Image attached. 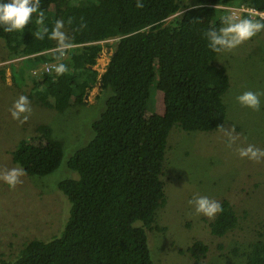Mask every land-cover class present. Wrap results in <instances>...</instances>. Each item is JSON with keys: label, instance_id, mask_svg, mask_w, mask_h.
<instances>
[{"label": "trees", "instance_id": "trees-1", "mask_svg": "<svg viewBox=\"0 0 264 264\" xmlns=\"http://www.w3.org/2000/svg\"><path fill=\"white\" fill-rule=\"evenodd\" d=\"M142 3L137 8L136 0H40L49 30L56 20L64 21L73 47L63 56L55 40L36 37L41 26L34 22L23 31L0 28L10 58H30L26 68L34 63L67 66L62 75L43 71L34 79L30 98L41 107L65 112L84 104L97 84L109 94L92 124L90 141L69 161L76 177L58 183L71 205L61 234L48 241L31 240L14 259L0 264H155L148 232L159 230L154 224L168 203L164 173L170 133L175 127L215 132L227 119L231 75L220 63L224 51H212L203 33L222 26L231 8L264 12V0ZM112 39L114 51L101 74L96 65L103 43ZM1 74L4 79L3 70ZM158 93L162 111L151 109ZM37 132L45 143L23 139L12 157L29 176L45 178L61 166L64 145L49 125ZM220 204L223 211L209 228L214 236L225 237L238 227L239 217L227 200ZM258 237L244 264H264V233ZM187 252L192 264H205L209 247L194 241Z\"/></svg>", "mask_w": 264, "mask_h": 264}, {"label": "rangeland", "instance_id": "rangeland-1", "mask_svg": "<svg viewBox=\"0 0 264 264\" xmlns=\"http://www.w3.org/2000/svg\"><path fill=\"white\" fill-rule=\"evenodd\" d=\"M189 2L182 0L183 5ZM115 42L103 44L96 65L101 74L108 66ZM28 59H11L0 39V174L12 168L22 169L14 163L12 153L23 139L35 145L45 143L37 132L41 125L51 126L54 136L63 142L64 158L59 169L45 178L24 172L14 188L0 179V261L14 259L31 240L48 241L61 234L71 205L58 183L76 177L69 161L90 141L92 124L100 118L109 96L97 84L84 104L65 112L41 107L30 94L34 79L40 78V69L44 70L46 64L34 63L26 68ZM220 61L227 66L232 84L225 95L228 111L223 127L210 133L185 132L175 127L169 136L164 173L168 203L158 212L154 227L159 230L148 232L155 264H192L187 249L194 241L209 247L205 264H244L251 244L264 233V158L255 161L238 154L248 145L264 149V96L258 110L236 101L244 91H264V34L257 33L240 46L224 51ZM160 93L151 100L152 110L164 109ZM21 95L28 98L31 111L13 119L10 109ZM24 115L27 120H23ZM230 135L236 138L231 147ZM194 195L208 196L220 203L227 200L237 212L238 227L225 237L214 236L209 222L217 214L213 218L196 214L188 203Z\"/></svg>", "mask_w": 264, "mask_h": 264}, {"label": "clouds", "instance_id": "clouds-1", "mask_svg": "<svg viewBox=\"0 0 264 264\" xmlns=\"http://www.w3.org/2000/svg\"><path fill=\"white\" fill-rule=\"evenodd\" d=\"M143 6L142 0H136L137 8ZM30 21L41 26L36 32L38 39L43 40L47 36L48 39L57 42L56 51L59 56H63L66 51L73 47L64 31V21L56 20L51 30L45 25V14L40 10V0H0V28H3V31L8 33L23 31ZM221 24L222 26L219 28L209 27L203 33L204 38L207 40V46L216 53L232 50L264 30V16L257 19L250 15L236 17L228 14L222 17ZM67 70L64 63H58L54 68L57 75H62ZM262 96H264V91L247 90L238 94L236 101L241 106L258 110ZM30 111L28 98L23 95L14 102L12 109H10L13 119H20L22 114L30 113ZM27 119L28 116L24 115L23 120ZM235 139V137L229 136V147ZM238 154L241 158L260 161L264 158V149L248 145L245 148H240ZM23 174V169L12 168L0 174V179L6 182L9 187L14 188L20 182L19 178ZM188 203L196 214L208 218H213L223 211L220 202L208 196L194 195Z\"/></svg>", "mask_w": 264, "mask_h": 264}, {"label": "built area", "instance_id": "built-area-1", "mask_svg": "<svg viewBox=\"0 0 264 264\" xmlns=\"http://www.w3.org/2000/svg\"><path fill=\"white\" fill-rule=\"evenodd\" d=\"M231 13L232 15L238 17L239 13H248L250 14L252 17L256 18V17H261V16H264V12L262 11H257V10H254V9H247V8H231ZM114 40V39H112ZM111 41V40H109ZM108 41L104 42V43H107ZM103 43V44H104ZM45 68L44 70L40 69L42 72L45 71V72H52L56 66V64H47V65H44ZM36 73H37V70H36Z\"/></svg>", "mask_w": 264, "mask_h": 264}]
</instances>
